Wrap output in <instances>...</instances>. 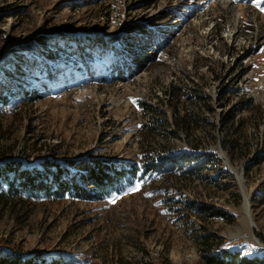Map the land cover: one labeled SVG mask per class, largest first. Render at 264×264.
I'll use <instances>...</instances> for the list:
<instances>
[{
  "label": "rangeland",
  "instance_id": "rangeland-1",
  "mask_svg": "<svg viewBox=\"0 0 264 264\" xmlns=\"http://www.w3.org/2000/svg\"><path fill=\"white\" fill-rule=\"evenodd\" d=\"M150 32L156 46L147 43ZM48 34L102 43L89 49L91 63L58 65L55 83L43 80L48 71L34 76L40 100L19 95L0 106V167L138 165L146 122L140 102L163 101L171 117L172 86L206 98L204 107L184 98L179 107V116L196 115L204 124L189 138L174 134L173 120V133L150 146L169 145L173 156L187 155L178 164L189 167L198 145L200 162L210 163L190 178L169 166L101 200L0 202V254L39 255L47 264H215L207 260L220 256L264 264V0H0L3 83L7 60L27 58ZM73 44L67 54L77 51ZM123 47L149 58L155 50L157 59L116 81L111 64ZM233 140L239 150L225 151ZM245 201L251 228L242 221ZM186 203L223 217L207 219ZM206 236L216 240L208 253L201 247Z\"/></svg>",
  "mask_w": 264,
  "mask_h": 264
},
{
  "label": "trees",
  "instance_id": "trees-1",
  "mask_svg": "<svg viewBox=\"0 0 264 264\" xmlns=\"http://www.w3.org/2000/svg\"><path fill=\"white\" fill-rule=\"evenodd\" d=\"M141 33H143L144 27H138ZM164 36V34H161ZM156 35L150 32L147 38V43H157L155 41ZM96 39V40H94ZM164 39V38H162ZM90 40H94L89 43ZM145 38H142L144 41ZM150 41V42H149ZM74 43V47L77 46V51L67 54L66 50L69 45ZM102 42L99 38H66L64 36H52L48 34L47 37H42L35 42L32 52L29 53L27 58L18 56L14 60H7V66L9 70L3 71L4 83L0 79V106H8L11 99L18 97H24L31 99V103H35L42 97L41 90L38 86L33 85L32 78L34 76H42L47 71L50 73L43 79L44 81L54 82L57 81V75L60 71L56 70L58 65H66L69 68L71 65L77 66L79 59L86 58L87 63H91L93 54L88 52L89 49L94 46H100ZM141 46V44H140ZM143 46V45H142ZM154 46H156L154 44ZM130 47H123L120 51L116 52V58L111 64V75L116 81H125L130 75L134 74L141 66H147L149 60L155 61L157 55L155 50L150 55L151 57H145L146 51L143 52H129ZM160 48V47H158ZM131 49V48H130ZM147 49V48H146ZM129 53V57L126 55ZM149 55V54H148ZM54 64L52 67H48L49 62ZM81 66L79 67L80 71ZM55 72V73H53ZM56 75V76H55ZM55 83V82H54ZM40 87V86H39ZM191 90V89H190ZM183 90L178 86L170 87L169 91H166L168 101L171 100V105H176V112H172L171 117H167V112L162 108L160 104L166 105L163 101H158L157 104H147L140 102L141 115L145 118L146 122L139 127L142 139L140 141L143 144V152L139 155V164H116L110 161L98 162L87 164H80L77 167L79 170H69L60 164H53L44 161L40 169L36 167L25 169L17 162H9L6 166L0 167V202H25L32 198L38 199L39 197L64 199L66 197L73 198L75 200L90 201L101 200L107 197L112 192L119 191L123 188L125 183L131 182L136 178H143L149 176L158 171H163L169 166L180 167L181 174L184 178H190L191 176L201 175V171H206L207 163H210V159L200 162L205 155L199 154L198 145H194L192 148L197 156L190 160V166L185 167L187 162H183V166L178 163H182L181 160H185V156H173L172 152H169L170 146L164 145L160 149H153L150 144L156 137L162 136L168 138L173 132L170 129L172 127V121L174 120L176 134L178 131L185 133L187 137L194 136V130L203 125L204 121L199 116L191 114H185L179 116L180 101L182 98L188 99L190 105H201L204 107L206 99L200 94L198 90ZM22 95V96H21ZM197 101V102H196ZM201 103V104H199ZM197 142V141H196ZM235 143H239L238 140H233L231 143L224 142L223 148L225 151L239 150ZM203 157V158H202ZM188 161V160H186ZM200 162L202 165L198 166L195 163ZM217 162V160H215ZM193 164V166H191ZM187 169V170H186ZM185 174H184V173ZM140 174V176H139ZM177 178V174H171ZM181 177V176H180ZM186 207H190L193 212L199 215H204L207 219L214 217H223L222 213L217 212L215 209L209 207L196 206L194 204L186 203ZM212 236H206L201 241V247L206 253L212 252L213 240ZM208 256V255H207ZM209 263L215 264H257L256 262H250L245 260H239V256H229L228 258L220 256L218 258H210ZM43 258L39 255L26 257L21 254H0V264H45ZM47 264V263H46Z\"/></svg>",
  "mask_w": 264,
  "mask_h": 264
},
{
  "label": "bare ground",
  "instance_id": "bare-ground-1",
  "mask_svg": "<svg viewBox=\"0 0 264 264\" xmlns=\"http://www.w3.org/2000/svg\"><path fill=\"white\" fill-rule=\"evenodd\" d=\"M224 5L226 8H228L230 4H229V2H225ZM249 207H250V205L245 201L243 208H242V211H241V215H242L243 224L247 225L248 227L251 228L253 226V222H252L253 219H252V213H251Z\"/></svg>",
  "mask_w": 264,
  "mask_h": 264
}]
</instances>
